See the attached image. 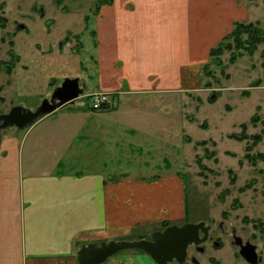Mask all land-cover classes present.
<instances>
[{
    "label": "crops",
    "instance_id": "1",
    "mask_svg": "<svg viewBox=\"0 0 264 264\" xmlns=\"http://www.w3.org/2000/svg\"><path fill=\"white\" fill-rule=\"evenodd\" d=\"M256 2L109 0L99 12L94 11L91 25L97 58L92 59L98 79L91 83L93 89L113 94L114 107L93 111L84 103H74L42 117L20 135L4 133L0 142V264H79L76 252L82 245L129 240L141 227L151 232L185 219L183 186L175 174L155 175L147 181L127 171L113 175L92 166L80 171L75 165L85 158L88 165L92 159L96 165L110 163L112 152L107 144L111 139L100 134L127 132L123 125L127 102L152 105V100L161 98L169 106V95L187 91L197 78L203 65L196 56L207 53L204 61H208L211 49L235 23H247V11ZM87 30L86 22L83 31ZM83 31L72 32L80 50L69 49L72 40L56 50L64 56L70 50L79 53L84 47ZM17 83L10 79L4 84L2 96L9 90L20 91ZM156 109L147 113H168L164 107ZM86 119L95 121L85 125ZM128 131L135 134L133 128ZM96 140L105 148L102 159L81 150ZM141 145L125 142L120 147L124 153H133ZM103 264L155 263L145 253L122 252Z\"/></svg>",
    "mask_w": 264,
    "mask_h": 264
},
{
    "label": "rangeland",
    "instance_id": "2",
    "mask_svg": "<svg viewBox=\"0 0 264 264\" xmlns=\"http://www.w3.org/2000/svg\"><path fill=\"white\" fill-rule=\"evenodd\" d=\"M26 1L42 5L46 15L43 18L34 16L30 32L15 39V51L20 54L27 71L22 70L21 62L15 66L10 79H15L22 89H16L14 95L11 90L4 93L8 99L5 109L10 105L35 109L64 78L80 77L81 82H86V93L96 92L97 88L93 89L91 83L98 79L97 65L92 59L97 55L91 18L106 0ZM257 1L247 11L246 22L253 23L256 28L252 37L261 30L264 34V2ZM86 22L88 30L83 31ZM79 31H83L84 44L79 53L70 50L64 56L56 50V43L62 40L63 44L72 40L74 45L69 49L80 50L77 37L72 35ZM66 36L69 38L64 40ZM247 38L243 36V40ZM21 46L23 54L19 53ZM209 56L206 62L207 53L196 56L203 65L197 78L187 91L170 94L169 106L168 100L163 104L161 98L152 100V105L127 102V115L123 117L127 132L117 130L105 136L100 134L102 138L111 139V144H107L112 152L110 163L104 165L100 161L96 165L92 159V165H88L89 161L82 156L85 159L75 167L80 171L88 166L95 170L99 167L113 175L127 171L130 176H144L147 181L155 175L175 174L178 185L183 186L187 205L185 219L176 224L209 223L210 236L219 242L218 246L211 241L202 243L203 253L189 247L183 264H248L232 245V229L243 241L249 240L258 246L262 257L259 264H264V41L252 54L232 49L218 56L209 53ZM1 57L6 58L4 53ZM79 73L81 75L76 76ZM5 81L6 77L0 73V85ZM7 94L12 95L8 97ZM82 103L85 104L86 99L75 102ZM156 107H164L168 113H147L157 110ZM94 121L86 119L82 123L90 125ZM128 128H133L135 134L131 135ZM12 131L22 134L16 129ZM125 142L128 146L140 143L142 148L138 146L140 149H133L136 152L124 153L125 149L120 146ZM81 150L94 152V159L105 157L102 155L105 148L97 140ZM220 224L223 232L218 229ZM157 228L163 230L164 226ZM149 231L141 227L136 233L144 232L149 239V234L156 230ZM136 233L130 238L137 239ZM122 252L143 253L136 249L119 253ZM192 258L197 263L192 262Z\"/></svg>",
    "mask_w": 264,
    "mask_h": 264
},
{
    "label": "water",
    "instance_id": "3",
    "mask_svg": "<svg viewBox=\"0 0 264 264\" xmlns=\"http://www.w3.org/2000/svg\"><path fill=\"white\" fill-rule=\"evenodd\" d=\"M86 85L79 78H64L35 109L22 106L13 107L8 114L0 115V130L15 127L23 130L43 116L49 115L60 108L73 105L81 97ZM209 226L204 221L187 222L181 226L170 225L163 230H156L146 235H139L134 240H109L100 243L82 245L76 252L79 264H103L120 251L136 249L148 255L155 264H183L187 259L189 247H196L204 252L201 246L208 239ZM232 245L238 248L239 256L248 264H259L262 260L258 246L249 240L243 241L231 231ZM197 263V261L192 260Z\"/></svg>",
    "mask_w": 264,
    "mask_h": 264
},
{
    "label": "flooded vegetation",
    "instance_id": "4",
    "mask_svg": "<svg viewBox=\"0 0 264 264\" xmlns=\"http://www.w3.org/2000/svg\"><path fill=\"white\" fill-rule=\"evenodd\" d=\"M62 3V1H59ZM63 8V6H62ZM46 15L45 9L42 5L36 6L35 3L27 2L26 0H0V73L6 77L5 84L8 85L10 78L13 76L12 72L15 70V66L21 62V68L23 71H27L26 65L22 64L20 54L16 53L15 39L20 34H27L30 32V22L38 16L43 18ZM69 37H65L64 40ZM63 40L58 41L57 47L62 48ZM4 47V51H2ZM2 53L6 58H2ZM19 53L23 54V48L20 47ZM3 86L0 85V115L8 114L10 110L18 105H10L8 109H5L7 105V97L2 96ZM10 97L12 94H7ZM14 95V93H13ZM16 129L15 127H8L0 130V142L4 137V133H8ZM17 130V129H16ZM20 131V130H17ZM209 226V232L211 231V225ZM218 229L223 232L222 225H218ZM206 241H211L214 246H218L219 242L213 240V236L208 235ZM202 246V245H201ZM204 248V246H202ZM195 250L196 247H193ZM205 250V248H204ZM203 253V252H202ZM195 260L194 258L191 259Z\"/></svg>",
    "mask_w": 264,
    "mask_h": 264
},
{
    "label": "trees",
    "instance_id": "5",
    "mask_svg": "<svg viewBox=\"0 0 264 264\" xmlns=\"http://www.w3.org/2000/svg\"><path fill=\"white\" fill-rule=\"evenodd\" d=\"M109 0H106L104 4H108ZM97 8L99 9L100 5L97 3ZM103 4V5H104ZM98 10H96L97 12ZM255 27L253 23H235L233 30L226 35L222 41L214 48L211 49L210 55L211 56H218L225 50L234 49L236 51H246L248 54H252L256 49L257 46L264 41V34L260 32H256L255 35L252 37L253 31L255 32ZM246 35L248 38L247 40H243V36ZM232 39L234 45L231 42H227V40ZM259 137L256 139L258 140ZM259 158V156H256ZM169 223H165L164 227L168 226Z\"/></svg>",
    "mask_w": 264,
    "mask_h": 264
},
{
    "label": "built area",
    "instance_id": "6",
    "mask_svg": "<svg viewBox=\"0 0 264 264\" xmlns=\"http://www.w3.org/2000/svg\"><path fill=\"white\" fill-rule=\"evenodd\" d=\"M90 109H102L111 107L113 104L111 94L107 92H93L85 95Z\"/></svg>",
    "mask_w": 264,
    "mask_h": 264
}]
</instances>
